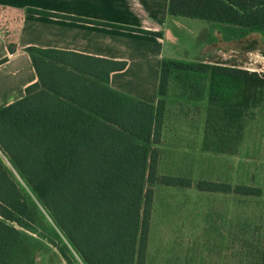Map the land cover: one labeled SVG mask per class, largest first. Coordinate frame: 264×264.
Segmentation results:
<instances>
[{
  "label": "trees",
  "instance_id": "16d2710c",
  "mask_svg": "<svg viewBox=\"0 0 264 264\" xmlns=\"http://www.w3.org/2000/svg\"><path fill=\"white\" fill-rule=\"evenodd\" d=\"M169 12L238 26L242 36L264 38V0H170ZM28 52L39 82L27 88L24 99L0 110V150L14 162L85 264H146L154 185L192 184L179 176L158 174L155 146L161 141L162 105L171 71L208 80L203 147L214 152L236 149L242 137L241 118L264 90V74L205 60H164L160 98L152 105L109 87L111 73L124 70V61L35 47ZM197 188L231 192V187L215 182L200 181ZM234 192L258 195L260 190L236 187ZM0 207V264H11L22 233L8 222L19 224L29 208L1 163Z\"/></svg>",
  "mask_w": 264,
  "mask_h": 264
},
{
  "label": "rangeland",
  "instance_id": "374dc122",
  "mask_svg": "<svg viewBox=\"0 0 264 264\" xmlns=\"http://www.w3.org/2000/svg\"><path fill=\"white\" fill-rule=\"evenodd\" d=\"M188 21L195 22H188L176 39L168 36L171 50L168 60H206L264 74L261 35L221 41L212 36L211 29L200 33L198 26L207 22ZM258 97L257 103L241 118L242 137L234 152L205 150L209 82L193 74L171 71L168 94L162 105L161 141L155 146L159 150L158 174L179 176L192 184L190 187L154 185L146 264H262L264 90ZM11 178L29 208L28 216L21 217L19 224L8 222L24 233L21 249L49 243L61 255L56 257L47 252L44 263L40 264H85L80 254L70 248L66 234L33 188L18 179L15 181L12 175ZM200 181L231 187V192L199 190ZM236 187L258 189L260 193L238 194L234 192Z\"/></svg>",
  "mask_w": 264,
  "mask_h": 264
},
{
  "label": "crops",
  "instance_id": "0c3cea01",
  "mask_svg": "<svg viewBox=\"0 0 264 264\" xmlns=\"http://www.w3.org/2000/svg\"><path fill=\"white\" fill-rule=\"evenodd\" d=\"M169 4L170 0H0V110L24 99L27 88L39 82L30 47L124 61V70L111 73L109 87L130 99L156 105L162 63L171 53L168 36L176 39L188 22H195L188 20H201L171 15ZM203 21L207 23L198 26L200 33L211 29L212 36L221 41L252 35H240L238 26ZM8 159L0 150V163L15 181L23 183ZM38 244L23 251L20 242L11 264L17 258L18 264L44 263L47 252L61 255L54 245Z\"/></svg>",
  "mask_w": 264,
  "mask_h": 264
}]
</instances>
